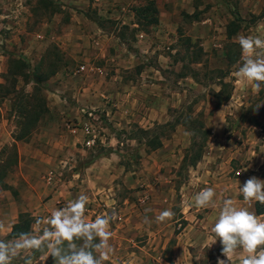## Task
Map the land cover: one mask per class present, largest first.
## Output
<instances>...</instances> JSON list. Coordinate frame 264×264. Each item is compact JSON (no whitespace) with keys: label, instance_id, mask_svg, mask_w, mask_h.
<instances>
[{"label":"rangeland","instance_id":"374dc122","mask_svg":"<svg viewBox=\"0 0 264 264\" xmlns=\"http://www.w3.org/2000/svg\"><path fill=\"white\" fill-rule=\"evenodd\" d=\"M42 1L0 0V14L14 16L0 22V239H13L20 214L31 231L84 193L88 220L118 213L105 264H217L210 229L222 201L249 207L239 181L264 180V85L256 91L233 76L243 62L237 35L264 38V0H156L158 25L98 22L105 32L89 23L97 11L87 2L73 11L72 0H51L50 9ZM139 1L133 8L149 0ZM34 73L51 77L36 84ZM44 104L48 112L32 119ZM206 187L213 204L191 207ZM164 209L174 218L156 223ZM42 255L33 253L34 264H53Z\"/></svg>","mask_w":264,"mask_h":264},{"label":"clouds","instance_id":"9594fccd","mask_svg":"<svg viewBox=\"0 0 264 264\" xmlns=\"http://www.w3.org/2000/svg\"><path fill=\"white\" fill-rule=\"evenodd\" d=\"M259 23L264 24V21ZM235 39L243 62L233 76L238 83L251 85L259 91L264 85V38L238 34ZM239 183L243 202L249 207H237L231 198L222 201L210 229L214 244L219 241L223 257L217 258V264H230L231 257L238 252L241 254L239 264H264V220L249 210L253 201L264 205V180L250 176ZM215 195L212 187L203 188L192 198L190 206L206 208L213 204ZM88 201V195L81 193L49 215L37 217L33 230L19 232L13 239H0V264H12L22 253H27L24 264H34L33 253L36 252L43 254L42 260L51 258L53 264H105L113 252L111 223L118 219V213L106 212L88 220ZM151 211L145 209V213ZM174 216L173 210L164 209L154 220L164 223ZM143 222L151 224L153 220L145 215ZM4 228L0 223V230Z\"/></svg>","mask_w":264,"mask_h":264},{"label":"crops","instance_id":"0c3cea01","mask_svg":"<svg viewBox=\"0 0 264 264\" xmlns=\"http://www.w3.org/2000/svg\"><path fill=\"white\" fill-rule=\"evenodd\" d=\"M92 5H90V3L86 0H72L71 1V10L74 11L75 8L80 9L82 5V3L87 2V6H92L96 11H97V21L95 20H89V23L93 26H95V28L99 31V32H105L104 29L99 26L98 22H103V21H107V20H116L119 21L121 23V25H130V26H136L137 28L140 25H145V26H155V25H150V24H146L143 20H140L137 16H136V9L141 8L143 6H139V7H135L133 8L134 5H138L141 2L139 0H92ZM149 1H155V7L157 9V15H158V7H157V1L156 0H149ZM148 1V2H149ZM173 0H169L168 2H172ZM167 2V4H169ZM64 5L63 6H59V11L66 7V2L63 1ZM145 6V5H144ZM59 12H55L54 14H58ZM76 15V13L73 16ZM14 18V16H11L9 14H0V22L3 21L4 19H8V23H12V19ZM135 18V22L131 23V20ZM158 19V16H157ZM159 21V19H158ZM2 25V22H1ZM158 25V24H156ZM8 28H10V26L8 25ZM11 34V33H10ZM144 32H141V35L143 36ZM7 42V41H6ZM98 71L101 72L100 69H97ZM110 96V95H109ZM262 160V158H261ZM238 172V171H237ZM236 172V173H237ZM241 174V171H239V175ZM255 203L256 201H253V210L255 212ZM18 204V203H17ZM257 215V214H256ZM262 215H258V216H263Z\"/></svg>","mask_w":264,"mask_h":264},{"label":"trees","instance_id":"16d2710c","mask_svg":"<svg viewBox=\"0 0 264 264\" xmlns=\"http://www.w3.org/2000/svg\"><path fill=\"white\" fill-rule=\"evenodd\" d=\"M43 3L45 4V8L46 9H50L51 7L53 8L52 5L54 3H52L51 0H47L46 2H43ZM135 12H136V16L140 20H143L146 24L156 25L158 23V19H157V9L155 7L154 1H149L147 3V5H145V6L141 7V8L136 9ZM150 13H153L155 16L153 18H149V14ZM13 63H14V65H16L17 70L19 69L20 71L22 69L25 70V68H29V65L25 61H22V60H15V61H13ZM34 76L36 77L35 83L36 84H40V83L48 80L51 77V74H45L43 76H41V75L37 76V73H34ZM42 107H43V110L42 111L40 110L39 111L40 113L37 111L36 108H34L35 109L34 110V114L30 115L32 117V119H33V116H36V118H37L38 116L43 115V114H45V113L48 112V109L46 108V105L45 104L42 105ZM19 108H20V105H19ZM26 111H27V107L23 108L21 106V111H20V113H21L20 114V117L21 118H23L22 115H24V113ZM19 125H20V123H19ZM25 126L21 125V127H20V130H19V133H18L19 134L18 135L19 136L18 137L19 140L25 139L28 136V134H29L28 131H30V129H29L28 122L25 124ZM159 146H161V144L159 142H157V145L154 146V148H158ZM255 213L257 215L264 214V205H261L258 202H256L255 203ZM30 228H31V217H30V215L29 214H26V213L25 214H20L18 216L17 223H15L12 226V230L10 232L9 237L10 238H14L17 233L22 232V231L23 232L30 231Z\"/></svg>","mask_w":264,"mask_h":264},{"label":"built area","instance_id":"2783aa9c","mask_svg":"<svg viewBox=\"0 0 264 264\" xmlns=\"http://www.w3.org/2000/svg\"><path fill=\"white\" fill-rule=\"evenodd\" d=\"M81 71L84 70V67H81L80 68ZM83 113L87 114L88 117H91L92 116V112H85L84 110H82ZM76 129H72V132H75ZM82 133L84 134V136H86V141H85V145L86 146H93L94 144V141H95V135H94V131L92 129V126L88 123H85L83 125V129H82ZM237 175H239V172L236 173ZM54 176H53V172H48L47 174V183L50 184L53 180Z\"/></svg>","mask_w":264,"mask_h":264}]
</instances>
